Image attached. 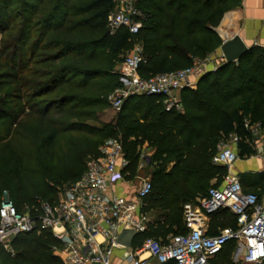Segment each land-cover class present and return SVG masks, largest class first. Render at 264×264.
<instances>
[{
  "label": "trees",
  "instance_id": "1",
  "mask_svg": "<svg viewBox=\"0 0 264 264\" xmlns=\"http://www.w3.org/2000/svg\"><path fill=\"white\" fill-rule=\"evenodd\" d=\"M239 4L138 0L144 19L134 36L125 28L108 31L114 0H0V54L15 74L6 73V78L14 80L17 92H24L18 98L27 102L16 112L0 107V203L5 191L19 211L29 206L34 212L31 207L39 208L40 201L57 202L63 188L85 172L88 160L99 155L100 145L121 137L128 158L126 177L136 175L145 143L154 150L148 164L154 167L153 189L141 211L155 209L157 216L133 245L149 236L167 241L185 232L183 205L206 195L213 180L212 186H219L227 174L226 166L212 162L220 141L237 134L240 156L256 153L259 136L246 123L264 134V49L252 47L238 61L204 74L196 89L182 90L181 110L166 108L162 96L136 95L99 131L89 122L119 86L113 56L138 41L144 78L190 67L222 45L216 28ZM26 113L36 116L41 126L33 141L43 157L34 155L32 166H26L24 150L16 146L21 133L16 128ZM75 133L87 137L81 140ZM65 136L70 143L60 158L56 143ZM259 180L264 182V172ZM236 226V215L222 209L212 214L209 233ZM60 245L48 230L23 233L12 242L14 255L0 246V264H62L54 250ZM233 249V242L226 244L209 257L210 264H240L232 260Z\"/></svg>",
  "mask_w": 264,
  "mask_h": 264
},
{
  "label": "built area",
  "instance_id": "2",
  "mask_svg": "<svg viewBox=\"0 0 264 264\" xmlns=\"http://www.w3.org/2000/svg\"><path fill=\"white\" fill-rule=\"evenodd\" d=\"M137 1L114 0L108 18L111 33L121 28L134 36L140 32L144 14ZM143 63V47L136 43L117 72L119 86L109 96L115 109L120 110L126 99L136 95L162 96L171 102L166 104L168 109L180 108L178 94L194 85L192 78H200L207 70V61L196 60L190 67L144 78L140 73ZM246 126L253 135L264 138L261 128L248 122ZM239 143L237 134L220 141L212 162L230 167L242 159ZM149 154L141 152L142 165L149 164ZM127 165L121 137H110L100 145L99 155L88 160L81 177L63 188L57 202L40 201L39 208L31 207L34 212L29 206L19 211L5 191L0 203V246L13 252L12 242L18 235L48 230L61 242L54 250L62 264H112L114 250L123 247L118 243L121 231L135 229L143 233L148 224L138 203L113 188L124 180ZM152 189L151 179H143L136 191L137 199L143 202ZM222 209L236 215L237 226L211 234L207 221ZM183 220L185 232L171 235L167 241L146 237L131 248L125 247V259L130 264H146L147 259L141 255L148 253L158 264H210V256L233 242L235 263L264 264V194L245 191L236 175L228 172L219 186H211L206 195L185 203Z\"/></svg>",
  "mask_w": 264,
  "mask_h": 264
},
{
  "label": "crops",
  "instance_id": "3",
  "mask_svg": "<svg viewBox=\"0 0 264 264\" xmlns=\"http://www.w3.org/2000/svg\"><path fill=\"white\" fill-rule=\"evenodd\" d=\"M216 31L222 40V44L233 36L239 35L244 43L250 48L260 47L264 49V0H240V4L237 7L228 11L224 15V18L220 25L216 28ZM220 47L214 52L210 53L209 66L211 67L210 69H207L204 74L216 70L213 69L215 67V63H218L220 66L226 62L223 58ZM200 78H192L191 80L194 82V85L185 87L184 89H196ZM263 147L264 138H257L255 142V154L244 156L230 167H226L227 173H232L239 178L245 191L257 193L260 196L264 194V182L259 180V173L264 172ZM141 168L142 164L141 161H139L137 172L134 177L140 176ZM127 174L128 173L126 172V175ZM126 175L124 180L115 184L113 188L119 195L126 196L127 198L132 199L134 202H137L139 205V210L142 212L141 208L144 206V203L139 201L136 197V191L141 184L133 185V181L126 180ZM156 212L157 211L153 209L149 212L142 213L148 217L149 222L150 220L156 218ZM210 221L211 217H209L207 221L208 231ZM125 253V246L116 248L112 257V264H130L125 259ZM141 257L147 259L146 264H158L155 259L149 256L148 253L142 254ZM167 264H173V262H169Z\"/></svg>",
  "mask_w": 264,
  "mask_h": 264
},
{
  "label": "rangeland",
  "instance_id": "4",
  "mask_svg": "<svg viewBox=\"0 0 264 264\" xmlns=\"http://www.w3.org/2000/svg\"><path fill=\"white\" fill-rule=\"evenodd\" d=\"M224 18V17H223ZM223 20V19H222ZM222 22V21H221ZM3 38V35H0V39ZM139 43L138 41H133L132 44L130 45V47H128L127 49L121 51L119 54H117L114 57V60L116 61L115 63V72H119V70L121 69L122 65H123V61L125 59V57L128 55V53L131 51V49L133 48V46ZM5 56L2 57V55L0 54V80L2 81L4 86H0V107L2 108H6L9 110H14L15 112L20 109L21 106H23V103H27L24 102V100L26 98H18V95H24V92L22 91L21 93L17 92V84L14 82V80L12 78H6V73H13V71L10 70L9 67L6 66L5 60L6 58H4ZM202 61H207V69H210L211 66L210 65V54L204 58ZM214 68L213 69H217L219 67L218 63L214 64ZM10 75H15L10 74ZM1 83V82H0ZM181 93L180 92L178 94L177 99L179 100V103L181 105L180 108L177 107H173L177 110H181L183 109V104H182V97H181ZM181 101V102H180ZM163 102L166 106V108L168 107V105H166L167 103H171L169 102L167 99H163ZM173 103V102H172ZM120 110L115 109L112 105L111 102L108 99V104L105 108H102L100 110H97L96 112V119L95 120H90L89 124L96 129L97 131H99V129H101V127L106 124L109 123L113 120L116 119L117 115L119 114ZM27 113L28 110H27ZM24 114L23 116H21L20 121H19V126L16 129H20L21 133L18 137L19 141L17 142L16 146H22L23 150H24V158H25V163L26 166H32L31 163V158H33V156L35 155V158H42L41 155L43 154L42 151H40L35 145V141H33V139H38L40 136V121L39 119H37L36 116L33 115H27ZM6 128V127H5ZM77 136H79V138L82 140L85 137H87L85 134H77L75 133ZM66 137V136H65ZM60 138L58 139L57 143H56V149H57V155H59V157H64L63 155H65L67 148H68V144L70 143L68 140V138ZM100 137V141L104 138ZM98 136L95 135H89L88 139H97ZM69 142V143H68ZM142 151H152L151 154L153 153L154 150H152V147L148 145V143H145L143 145V147H141ZM4 150L0 149V160L3 159L4 154H3ZM26 153H29L28 155ZM32 153V154H31ZM150 155V154H149ZM32 168V167H31ZM154 167L149 166L148 164L146 165H142L141 168V174L139 177H126V180H131L133 181V185H140L143 181V179H147L150 178L152 179L151 176V172L153 171ZM222 180V179H221ZM122 181V180H120ZM118 181V182H120ZM117 182V183H118ZM116 183V184H117ZM216 183V180H213L211 183H209V186H212ZM9 196H11L9 194ZM12 255L15 254V249L13 248V252H10Z\"/></svg>",
  "mask_w": 264,
  "mask_h": 264
},
{
  "label": "water",
  "instance_id": "5",
  "mask_svg": "<svg viewBox=\"0 0 264 264\" xmlns=\"http://www.w3.org/2000/svg\"><path fill=\"white\" fill-rule=\"evenodd\" d=\"M108 31L110 32L109 27ZM220 48L223 58L227 63L238 61L251 49L244 43L239 35H235L232 38L226 40ZM137 235L138 233L135 229H123L118 237V243L125 247L131 248Z\"/></svg>",
  "mask_w": 264,
  "mask_h": 264
}]
</instances>
